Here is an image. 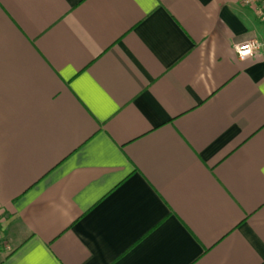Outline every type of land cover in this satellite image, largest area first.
I'll use <instances>...</instances> for the list:
<instances>
[{"label":"crops","instance_id":"0c3cea01","mask_svg":"<svg viewBox=\"0 0 264 264\" xmlns=\"http://www.w3.org/2000/svg\"><path fill=\"white\" fill-rule=\"evenodd\" d=\"M250 41L241 0H0V264H264Z\"/></svg>","mask_w":264,"mask_h":264},{"label":"built area","instance_id":"2783aa9c","mask_svg":"<svg viewBox=\"0 0 264 264\" xmlns=\"http://www.w3.org/2000/svg\"><path fill=\"white\" fill-rule=\"evenodd\" d=\"M241 4L243 6H249V7L251 6L252 8H254L255 14L257 15V17L264 23V0H241ZM246 43L258 45V47H253L252 54L247 56V57H245L243 60H245L247 58H251L252 56L258 54L261 51V49L263 48V46H264L263 44L258 43L256 41H250V42H246ZM246 43H243V44H246ZM237 46H235V48H234L235 49V53H236L237 58L239 60H241L239 52L237 51ZM1 236H2V233L0 232V239H1Z\"/></svg>","mask_w":264,"mask_h":264},{"label":"clouds","instance_id":"9594fccd","mask_svg":"<svg viewBox=\"0 0 264 264\" xmlns=\"http://www.w3.org/2000/svg\"><path fill=\"white\" fill-rule=\"evenodd\" d=\"M253 47H258V45L246 43L237 46V51L239 52L241 60L252 54Z\"/></svg>","mask_w":264,"mask_h":264},{"label":"rangeland","instance_id":"374dc122","mask_svg":"<svg viewBox=\"0 0 264 264\" xmlns=\"http://www.w3.org/2000/svg\"><path fill=\"white\" fill-rule=\"evenodd\" d=\"M3 243H4V239H3V235H2L1 239H0V253L1 252H6V249H5L4 245H3Z\"/></svg>","mask_w":264,"mask_h":264}]
</instances>
